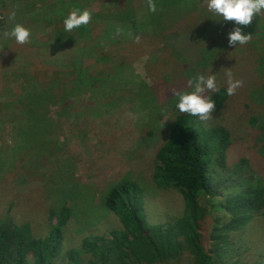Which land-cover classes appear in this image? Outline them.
Masks as SVG:
<instances>
[{
	"label": "rangeland",
	"instance_id": "obj_1",
	"mask_svg": "<svg viewBox=\"0 0 264 264\" xmlns=\"http://www.w3.org/2000/svg\"><path fill=\"white\" fill-rule=\"evenodd\" d=\"M62 1L72 2L0 0V224L10 218L17 226L29 224L35 237L45 238L56 223V216L63 208H69L70 219L54 262L69 264L85 239L109 238L110 232L123 230L119 218L106 207L105 199L112 186L124 178L141 187L142 217L149 226L167 228L183 218L185 202L181 193L156 189L152 176L156 153L180 114L172 93L189 91L188 81L197 75H214L218 88L227 89L228 72L234 81H240L223 112L211 113L207 120L229 127L236 137L228 163L232 165L246 157L256 178L264 180V155L259 148L264 133L257 130L264 122V55L256 53V47L264 43V11L254 16L250 25L240 26L243 33L249 34L248 41L229 46L228 34L225 36L223 31L207 39L214 33L204 26L205 20L212 19L210 25L214 28L219 18L204 9L205 0H182L188 6L189 17H178L180 22L171 31L174 36L180 28L183 41L169 51L161 42L166 37L161 39V34L149 30L148 35L129 47L130 57H123L125 62L119 67H124L125 79L130 78V83L120 85L127 92L116 94L120 96L118 108L102 109L100 104H92L90 113L82 112L79 117L74 113L72 119H60L62 106L82 110L80 106L86 104L79 91L58 106L39 99L36 93L48 84L39 76L41 68H49L53 59H64L61 52L57 56L52 53V57L45 44L55 21L62 19L57 13L50 15L61 9L63 12ZM76 2L82 4L81 0ZM86 2L93 10L99 7L96 0ZM76 4L72 3L68 11L74 10ZM12 11L16 15L9 18ZM110 11H117L116 6ZM112 19L110 22L125 27L122 15ZM15 24L30 30L28 42L17 44L5 37ZM226 25V33H230L235 22L226 21ZM72 88L68 86L64 94ZM139 92H143L147 104L144 108ZM111 99L102 102L107 105ZM47 109L54 114L44 113ZM37 110L44 116H34ZM253 114L259 116L255 128L248 122ZM208 215L211 225L202 229V244L213 257H218L215 264H264L263 216L250 219L245 228L231 231L226 227L225 232L213 233L215 226L228 225L233 218L219 206L211 207ZM80 258L90 260L83 255ZM193 260L194 255L184 251L174 263L192 264Z\"/></svg>",
	"mask_w": 264,
	"mask_h": 264
},
{
	"label": "trees",
	"instance_id": "obj_2",
	"mask_svg": "<svg viewBox=\"0 0 264 264\" xmlns=\"http://www.w3.org/2000/svg\"><path fill=\"white\" fill-rule=\"evenodd\" d=\"M71 1H62V13L61 9L50 14L57 13L62 19L55 21L57 24L50 40L45 43L46 52H50L51 56L52 53L57 56L61 52L64 59L51 58L55 60L51 62L53 65L50 63L49 68H41L39 76L44 77L42 79L48 84L36 90L39 99L48 100L50 105L56 103V106L64 104L74 91L84 95L86 104L79 105L82 110L64 105L58 112L60 119H72L75 115L79 117L82 112L90 113L94 108L92 104L96 107L100 104L102 109L107 106L112 110L118 108L121 103L120 96L116 94L127 92L120 85L130 83V78L125 79L124 67H119L125 62L123 57H130L129 47L152 30L161 34V39L166 37L165 42L163 39L161 42L171 51L183 41L180 28L179 32L172 35L173 25L180 22L178 17L183 16L185 20L190 14L182 0H153L155 12L148 10V0H96L99 7L95 10L89 7L86 0H81L82 4ZM72 3H78L74 9H86L91 16L87 25L67 33L63 30V19L72 11H68ZM115 6L117 11H110ZM115 15L123 16L122 21L126 23L124 28L110 22ZM137 17L141 19L138 21ZM211 22L212 19L204 22V26L214 33L207 39L218 36L220 31L225 36L229 34L226 33L229 29L226 22H220L221 26L216 22L214 28ZM5 37L8 38V35ZM137 37L140 38L137 40ZM256 53L264 55V43L256 47ZM162 63L168 66L167 61ZM157 67L160 70V66ZM191 73H194V68ZM67 85L73 86L68 90L70 95L68 92L64 94ZM218 89L216 93L206 91L204 95L214 102L212 113L220 115L231 96L226 93V88ZM140 96L144 108L147 104L143 101V92ZM109 98L112 99L107 105L102 102ZM129 104L134 106L133 98ZM34 113L38 117L44 116V113L54 114L48 109L44 113L41 110ZM258 121L259 116L254 114L248 120L253 128ZM257 130L264 133V122ZM235 140L233 131L225 125L209 123L187 113L179 114L167 133L166 141L156 153L152 179L155 188L160 191L175 190L181 193L185 202L184 217L167 228L149 226L142 217L144 201L141 187L132 179L124 178L112 186L105 199L106 207L119 218L123 230L110 232L109 238L85 239L76 258L73 257L69 264H175L182 258L184 251L194 255L192 264H215L218 257H213L204 247L201 234L202 229L210 228L208 213L211 207L214 209L219 206L222 212L233 218L228 225L215 226L213 233L225 232L226 227L236 231L245 228L250 219L264 217L263 178H256L246 157L240 158L235 164L228 163V153ZM259 148L264 155V142ZM56 217V223L45 238L35 237L29 224L17 226L10 218L1 222L0 264H54L70 219V209L63 208ZM82 255L90 260L85 262L80 258Z\"/></svg>",
	"mask_w": 264,
	"mask_h": 264
},
{
	"label": "clouds",
	"instance_id": "obj_3",
	"mask_svg": "<svg viewBox=\"0 0 264 264\" xmlns=\"http://www.w3.org/2000/svg\"><path fill=\"white\" fill-rule=\"evenodd\" d=\"M206 10L213 16L218 17L217 22L234 21L233 31L228 34L229 46L237 44H245L249 39V34L243 33L240 26L250 25L254 16H258L264 11V0H205ZM148 10L156 11V5L153 0H148ZM15 11L9 13V18H14ZM90 12L86 9L76 8L69 12L63 19L64 32L70 33L73 29H77L82 25H87L90 20ZM10 38L14 39L17 44L28 42L30 30L21 24H15L10 32L6 33ZM137 40L139 37L136 38ZM227 89L226 93L232 95L240 81H234L230 72L226 73ZM189 91L173 92L175 96L173 101L175 109L181 113H187L189 116L197 117L200 120H207L214 110V102L204 93H216L218 87L214 75H197L194 79L188 81Z\"/></svg>",
	"mask_w": 264,
	"mask_h": 264
}]
</instances>
